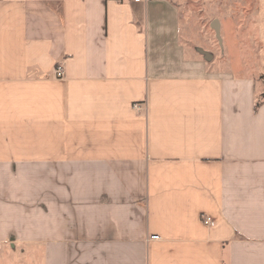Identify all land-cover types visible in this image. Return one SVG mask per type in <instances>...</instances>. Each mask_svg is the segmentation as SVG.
Wrapping results in <instances>:
<instances>
[{"label":"crops","instance_id":"crops-1","mask_svg":"<svg viewBox=\"0 0 264 264\" xmlns=\"http://www.w3.org/2000/svg\"><path fill=\"white\" fill-rule=\"evenodd\" d=\"M188 16L0 0V264H264V84Z\"/></svg>","mask_w":264,"mask_h":264},{"label":"rangeland","instance_id":"rangeland-1","mask_svg":"<svg viewBox=\"0 0 264 264\" xmlns=\"http://www.w3.org/2000/svg\"><path fill=\"white\" fill-rule=\"evenodd\" d=\"M176 1L194 26V43L213 59L211 68L255 73L264 84V0ZM189 51L196 54L195 49Z\"/></svg>","mask_w":264,"mask_h":264},{"label":"built area","instance_id":"built-area-1","mask_svg":"<svg viewBox=\"0 0 264 264\" xmlns=\"http://www.w3.org/2000/svg\"><path fill=\"white\" fill-rule=\"evenodd\" d=\"M133 1L136 3H140V2H148L149 0H133ZM55 73H56L57 77H63L64 76V70H63L61 65H58L56 67ZM134 109L139 110L140 106L138 104H135ZM204 224L207 226H213V221L210 218H206V219H204ZM152 240H158V237L154 236L152 238Z\"/></svg>","mask_w":264,"mask_h":264},{"label":"water","instance_id":"water-1","mask_svg":"<svg viewBox=\"0 0 264 264\" xmlns=\"http://www.w3.org/2000/svg\"><path fill=\"white\" fill-rule=\"evenodd\" d=\"M214 26H215L216 29H218V24L217 23H215Z\"/></svg>","mask_w":264,"mask_h":264}]
</instances>
